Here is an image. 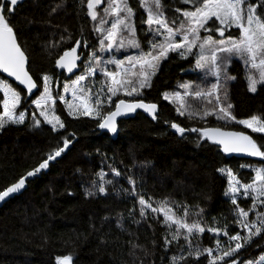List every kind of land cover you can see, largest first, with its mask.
<instances>
[{
  "label": "trees",
  "instance_id": "1",
  "mask_svg": "<svg viewBox=\"0 0 264 264\" xmlns=\"http://www.w3.org/2000/svg\"><path fill=\"white\" fill-rule=\"evenodd\" d=\"M128 2L135 12L137 38L147 50L146 41L150 35L142 31L147 26L141 24L146 15L139 0ZM166 2L172 5V10L166 11L169 16L179 15L175 8L184 7L178 0ZM257 10L260 11L259 6ZM97 23L87 15V0H25L15 7L11 24L28 57L30 74L41 91L42 75L48 74L52 76L53 93L62 92L63 83L68 79L59 75L55 60L66 49L75 46L77 39L81 40L82 46L87 41V50H82L84 60L90 50H95L104 60L111 55L123 59L124 55L133 52V49L119 52L113 49L100 53L99 34L94 32ZM170 57L161 62L151 87L142 89V95L137 97L146 103L157 104V119L138 113L134 118L121 121L116 140L99 130L97 118L69 116L59 100L56 113L64 122V128L54 132L44 123L30 128L33 113L38 117L31 100L39 92L28 95L0 75L21 91L22 96H30L20 109L26 110L25 122L0 128V189L38 166L56 146H63V138H70L72 144L67 153L50 165L49 172L28 181L21 196L0 208V264H56V257L61 255H71L73 264H170V257L179 254V245L173 242L167 249L164 247L168 228L163 223V215L146 209V215L141 216L133 188L146 201L151 198L149 202L153 207L167 200L177 215H183L184 205L192 213L203 209L207 226L223 228L227 224L229 236L237 232L242 237L246 235L234 222L235 216L230 210L235 206L224 195L226 175L217 170L231 167L247 182L252 173L240 166L260 165L264 160L229 158L206 138L199 140L198 133L186 131L181 135L170 125L176 122L186 129L220 127L242 131L258 144H264V134L254 133L235 121L218 120L215 115L201 120L200 114L208 105L191 97L187 100L198 114L192 119L179 115L176 104L164 100L162 94L180 90L177 85L184 81L199 82L200 74L192 71L191 58L181 59L174 53ZM109 67L114 68V65ZM82 71L83 63L77 75ZM228 71L236 77L227 85L233 115L237 120L252 115L264 119V86H258L256 93L249 92L243 66L238 60H233ZM90 79L95 91L104 78L98 72ZM208 79L215 82L212 77ZM2 97L0 92V99ZM119 98L131 99L122 94ZM116 99L113 97V101ZM110 107L114 109V103ZM108 108L105 105V110ZM111 168H116L121 175L115 176ZM100 171L105 173L106 181H112L105 183L104 193L99 192L100 178L96 174ZM129 176L135 181L134 185L128 183ZM238 203L247 210L251 200L238 198ZM177 204L181 205L179 209L175 208ZM259 210L264 211V208ZM253 217L250 213L249 218ZM189 219H192L191 215ZM191 240L194 246L199 243L201 249L212 248L213 255L217 254V240L223 250L235 247L236 243H229L223 233L217 236L207 231ZM239 242L243 246L232 257H225L217 264H225V261L230 264L232 259H236L237 264L246 261L260 264L259 257L264 255V233L253 236L247 244L243 239ZM179 244L184 245L183 254L187 256L188 247L182 237ZM187 264H207V254L192 255Z\"/></svg>",
  "mask_w": 264,
  "mask_h": 264
},
{
  "label": "snow or ice",
  "instance_id": "2",
  "mask_svg": "<svg viewBox=\"0 0 264 264\" xmlns=\"http://www.w3.org/2000/svg\"><path fill=\"white\" fill-rule=\"evenodd\" d=\"M178 3L184 5L183 8H175V13L179 15L169 16L166 11H171L172 5L167 4L166 0H139V6L146 15V18L141 19V24L147 26L142 28V31L150 35L145 50L137 38L135 12L128 0H87V15L93 21H98L94 25V32L99 34V52H111L113 49L117 52L121 49L125 51L135 49L136 52L124 55L123 59L111 55L104 60L95 50H90L87 59L83 62V71L75 76V79L64 82L62 92L54 94L51 87L52 76L42 75L43 90L41 91L40 85L30 75V68L27 66L28 57L18 42V35L11 24V17L18 0H0V73L13 77L19 85L24 86L28 94H33V90L39 92V95L31 100V104L35 105L43 121L33 113L34 126H40L41 123L51 125V130L54 132L57 128L65 127L61 117L56 115V103L59 100L65 105L69 116L97 118L99 129L116 133L117 118L133 113L137 109H142L152 119H157V104L146 103L137 97L142 95V89L151 87L152 79L160 69L161 62L170 59V54L174 53L181 59L191 58L192 71L200 74L199 82L184 81L177 85L180 90L162 94L164 100L176 104L179 115H187L192 119L198 114L187 100L191 97L208 105L200 114L201 120L215 115L218 120L235 121L254 133H264V119L257 115L237 120L231 111L233 105L229 101L227 90V85L236 79L228 71L234 59L243 66L244 79L249 92L256 93L258 86H264V0H257L255 3L251 0H178ZM101 4L104 6L101 12H98L97 6ZM258 6L260 11L257 10ZM83 43L87 47V41ZM80 45L81 40L77 39L75 46L66 49L55 60V66L73 73V69L77 68L76 62L83 55L77 53V47ZM109 65H114V68H110ZM97 72L104 79L100 87L93 91L94 82L90 78ZM209 77L214 78L215 82H209ZM0 92L3 93L0 99V108H2L0 128L6 124L24 123L26 110L20 109L30 96H22L21 91L4 79H0ZM69 93L71 99L65 96ZM121 94L131 99L119 98ZM113 97L117 99L113 101ZM113 103L114 109L110 107ZM105 105L109 106L108 110H105ZM170 126L181 135L186 131L198 133L199 140L206 138L212 141L226 154H244L264 160V144H258L256 139L242 131H227L220 127L186 129L176 122H172ZM70 143V138H63V146H56L38 166L0 189V201L24 189L27 179L48 168L49 162L59 157ZM240 167L248 168L252 173L247 182H244L231 167L220 168L217 171L226 175L227 185L224 195L235 206L230 211L235 216L234 222L246 233L243 237L240 232L229 236L227 224L223 228L207 226L202 215L203 209L192 213L189 207L184 205L183 215H177L167 200L160 201L158 207H153L149 202L151 198L146 201L142 194L136 192L135 188L132 189V194L138 198L141 216L146 215V209L163 215V223L168 228L164 247L167 249L173 242L179 245V254L170 257V264H187L188 257L192 255L200 257L205 253L207 264H217V261H224L225 257H232L243 246L239 242L241 239L247 244L253 236L264 233V211L259 210L264 208V164H244ZM111 172L115 176L121 175L116 168H111ZM96 175L100 178L99 192L104 193L105 183L112 181L105 180L103 171ZM127 180L129 184H135L131 176L127 177ZM238 198L251 200L247 210L240 206ZM180 207L181 205H175L176 209ZM250 213L254 214L251 219ZM190 215L192 219H189ZM213 224H216L215 219ZM205 231L217 236L223 233L229 243L236 242L235 247L223 250L217 240L215 249L217 254L213 255L212 248L201 249L199 243L194 246L191 238ZM168 236H171V239H168ZM181 237L188 247L187 256L183 254L184 245L179 244ZM259 261L260 264H264V255L259 257ZM56 264H73V257L57 256ZM225 264L228 262L225 261ZM230 264H237V260L232 259ZM245 264H253V262L246 261Z\"/></svg>",
  "mask_w": 264,
  "mask_h": 264
},
{
  "label": "water",
  "instance_id": "3",
  "mask_svg": "<svg viewBox=\"0 0 264 264\" xmlns=\"http://www.w3.org/2000/svg\"><path fill=\"white\" fill-rule=\"evenodd\" d=\"M25 0H18V5L23 3ZM17 5V6H18ZM16 7V6H15ZM82 50H87V47L85 46H82V43L80 46L77 47V53L78 54H81L82 53ZM84 61V55H81V59L78 60L76 63H77V68L76 69H73V73H68L66 71H64L63 69H60V68H57L56 67V70L58 71L59 75H65L66 79H72L74 76H76L79 72H80V68H81V64L83 63ZM29 65V60H28V64L27 66ZM1 76H3L4 78H6L8 81L12 82L13 84H15L16 86H18L19 88H21L22 90H24L26 93H27V90L24 89V86L23 85H19V83L17 81H15V79L13 77H8V75L6 73H0ZM31 75V74H30ZM34 80V78H33ZM35 81V80H34ZM36 82V81H35ZM36 92V90H33V94ZM28 94V93H27ZM28 95H32V94H28ZM157 112H158V106H157ZM138 113H142L144 115H146L147 117H149L150 119H152L151 116L148 115V113L144 112L142 109H137L135 112L133 113H128L124 116H121V117H118L117 118V124H118V131L116 133H110L108 132L106 129H99L101 132H104V133H107L110 135V137L113 139V140H116L118 135H119V132H120V128H119V123L123 120H129L131 118H134ZM154 120V119H152ZM226 130V129H224ZM227 131H234V130H227ZM245 133V132H244ZM247 134V133H245ZM248 135V134H247ZM211 143H213L212 141H209ZM215 144V143H213ZM72 144H70L63 153H61V155L59 157H56L54 160L50 161L49 162V166L48 168L42 170L40 173H38L37 175H35L34 177H31V178H28L27 179V182H26V186L24 189L20 190L18 193L12 195L10 198H7L6 200L4 201H0V208H2L6 203H8L11 199H14L18 196H21L27 189V186H28V181H31L33 180L34 178H37V177H40L42 173H47L49 172L50 170V165L51 164H54L56 161H58L65 153L68 152V150L70 149ZM216 145V144H215ZM218 146V145H217ZM219 147V146H218ZM220 148V147H219ZM221 149V148H220ZM225 155L229 158H232V157H235V158H239V159H245V158H248V159H258L260 161H263L261 160L260 158L258 157H249L247 155H244V154H237V153H232V154H226Z\"/></svg>",
  "mask_w": 264,
  "mask_h": 264
},
{
  "label": "rangeland",
  "instance_id": "4",
  "mask_svg": "<svg viewBox=\"0 0 264 264\" xmlns=\"http://www.w3.org/2000/svg\"><path fill=\"white\" fill-rule=\"evenodd\" d=\"M102 6V4L100 5V6H97V11H98V9L100 8ZM122 50V49H121ZM112 52V51H111ZM134 52H136V50L135 49H133V52L132 53H130L129 55H131V54H133ZM118 56H116V58H117ZM98 73V72H97ZM75 77V76H74ZM73 77V78H74ZM0 79H3L1 76H0ZM4 80H6V79H4ZM7 81V80H6ZM8 82V81H7ZM66 82V81H65ZM9 84H10V82H8ZM11 85V84H10ZM12 86V85H11ZM65 96H66V98L67 99H71V94L69 93V94H65ZM60 102V101H59ZM35 106V105H34ZM38 112V111H37ZM56 115H59V114H57L56 113ZM37 118H39V119H41V121H43V118L42 117H39V112H38V117ZM47 125V124H46ZM48 126H50L51 127V125H48ZM242 126H244V125H242ZM33 127H36V126H34V124H33V121H32V119H31V122H30V128H33ZM245 127V126H244ZM59 128H57V130H58ZM249 129V128H248ZM251 130V129H250ZM261 134H264V133H261ZM256 264H258V263H256Z\"/></svg>",
  "mask_w": 264,
  "mask_h": 264
}]
</instances>
